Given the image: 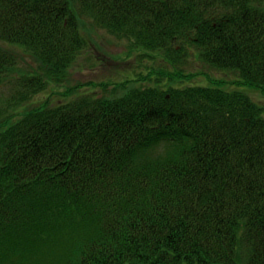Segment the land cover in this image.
Wrapping results in <instances>:
<instances>
[{
    "label": "trees",
    "instance_id": "1",
    "mask_svg": "<svg viewBox=\"0 0 264 264\" xmlns=\"http://www.w3.org/2000/svg\"><path fill=\"white\" fill-rule=\"evenodd\" d=\"M82 16L175 71L30 102L87 50ZM191 49L264 96V0H0V264H264V109L191 83Z\"/></svg>",
    "mask_w": 264,
    "mask_h": 264
},
{
    "label": "rangeland",
    "instance_id": "2",
    "mask_svg": "<svg viewBox=\"0 0 264 264\" xmlns=\"http://www.w3.org/2000/svg\"><path fill=\"white\" fill-rule=\"evenodd\" d=\"M81 30L89 45L82 55L73 64L67 79L60 85H51L47 90L36 95L30 102H43L49 100L50 103L69 101L79 94L95 92L97 96H114L122 94L121 82L136 74L146 76L154 71H166L173 73L175 70L167 63L158 59L140 56L139 52H129V42L120 40L111 35L107 30L98 27L95 22L87 17H81ZM13 48L17 56V66L12 76L26 74L36 71L37 62L23 49L15 48L12 45H4ZM177 66V65H175ZM181 72L193 74L190 76L191 83H206L207 77L226 81L225 89H237L246 93L254 102L264 109V96L253 87L235 84L240 80L235 71L219 70L212 68L200 60L195 50H190V54L184 57V61L178 64ZM11 76V77H12ZM95 84V85H94ZM147 86V84H146ZM227 88V89H228ZM14 82L6 85L3 93H12ZM76 90L77 92H74ZM29 102V103H30ZM31 107H21V110ZM163 147L159 151H163ZM154 151V154H160Z\"/></svg>",
    "mask_w": 264,
    "mask_h": 264
}]
</instances>
